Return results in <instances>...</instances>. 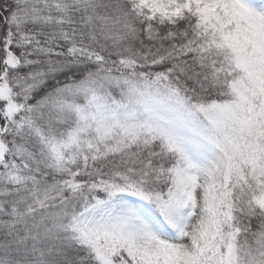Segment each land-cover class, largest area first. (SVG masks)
I'll return each mask as SVG.
<instances>
[{"label": "snow or ice", "instance_id": "1", "mask_svg": "<svg viewBox=\"0 0 264 264\" xmlns=\"http://www.w3.org/2000/svg\"><path fill=\"white\" fill-rule=\"evenodd\" d=\"M0 264H264V0H0Z\"/></svg>", "mask_w": 264, "mask_h": 264}]
</instances>
